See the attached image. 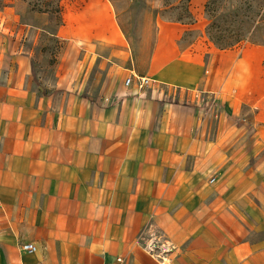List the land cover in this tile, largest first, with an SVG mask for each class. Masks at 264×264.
<instances>
[{
  "label": "crops",
  "instance_id": "0c3cea01",
  "mask_svg": "<svg viewBox=\"0 0 264 264\" xmlns=\"http://www.w3.org/2000/svg\"><path fill=\"white\" fill-rule=\"evenodd\" d=\"M61 6L66 91L36 83L17 15L0 34V264H264V45L183 49L166 24L137 73L109 0Z\"/></svg>",
  "mask_w": 264,
  "mask_h": 264
},
{
  "label": "rangeland",
  "instance_id": "374dc122",
  "mask_svg": "<svg viewBox=\"0 0 264 264\" xmlns=\"http://www.w3.org/2000/svg\"><path fill=\"white\" fill-rule=\"evenodd\" d=\"M109 1L130 50L131 58L126 65L137 73H142L145 70L157 34L160 30L167 28L166 24L173 25V29L180 33L178 43L183 49L193 44L213 46L219 49L212 42L207 32V26L210 23L209 16L205 11L207 0L189 1L188 9L193 17L191 23L187 20L179 21L177 19L178 10L184 5L181 2L178 4L179 0ZM234 4H237L235 0H220L217 10L220 14L225 15L230 12L231 6ZM174 6H176L175 9ZM39 14V12L31 10L30 5L25 0H7L4 4H0V34L10 33L9 28H12L10 26L16 23L14 22L9 26L7 18L12 19L14 15H17L18 24H21L25 31L28 30L24 47L31 53L36 83L44 84V89L53 92L66 91L67 88L62 87V85L59 89H55V83L58 80V66L60 63L68 62L66 59L62 60L60 55L69 45V42L55 35L57 27L62 22V15L57 17L55 14L49 13L46 15ZM257 34L264 37V25L259 26ZM81 55L83 54H80L78 59L69 64L71 67L80 68V76L86 74L84 80L87 83V94L99 97L103 87L102 83L106 82L105 72L97 67L98 65L94 60L90 66L88 59L81 62ZM75 83H77V79ZM208 102L207 105L203 104L204 111H216L218 109L217 103L213 99H208Z\"/></svg>",
  "mask_w": 264,
  "mask_h": 264
},
{
  "label": "trees",
  "instance_id": "16d2710c",
  "mask_svg": "<svg viewBox=\"0 0 264 264\" xmlns=\"http://www.w3.org/2000/svg\"><path fill=\"white\" fill-rule=\"evenodd\" d=\"M6 1L0 0V4H4ZM25 1L28 2L33 11L55 14L57 17L61 15V0ZM189 1H178V4H184L177 12L179 21L192 22L193 17L188 9ZM219 1L207 0L205 11L210 19L207 26L208 35L220 50L233 48L244 42L264 45V37L257 34L259 26L264 25V0H235L237 4L232 5L230 12L225 15L220 14L217 10Z\"/></svg>",
  "mask_w": 264,
  "mask_h": 264
},
{
  "label": "built area",
  "instance_id": "2783aa9c",
  "mask_svg": "<svg viewBox=\"0 0 264 264\" xmlns=\"http://www.w3.org/2000/svg\"><path fill=\"white\" fill-rule=\"evenodd\" d=\"M152 83V80L144 75H138L136 73H131L124 79L125 86H134L138 90H144L145 88L149 87ZM154 244H151L148 248V250H152ZM21 249L28 251V252H34L36 250V246L32 243H22Z\"/></svg>",
  "mask_w": 264,
  "mask_h": 264
}]
</instances>
